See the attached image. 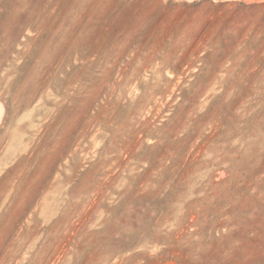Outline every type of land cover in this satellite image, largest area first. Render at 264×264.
<instances>
[{
  "label": "rangeland",
  "instance_id": "rangeland-1",
  "mask_svg": "<svg viewBox=\"0 0 264 264\" xmlns=\"http://www.w3.org/2000/svg\"><path fill=\"white\" fill-rule=\"evenodd\" d=\"M0 264H264V0H0Z\"/></svg>",
  "mask_w": 264,
  "mask_h": 264
},
{
  "label": "bare ground",
  "instance_id": "bare-ground-1",
  "mask_svg": "<svg viewBox=\"0 0 264 264\" xmlns=\"http://www.w3.org/2000/svg\"><path fill=\"white\" fill-rule=\"evenodd\" d=\"M0 112H1V109H0Z\"/></svg>",
  "mask_w": 264,
  "mask_h": 264
}]
</instances>
